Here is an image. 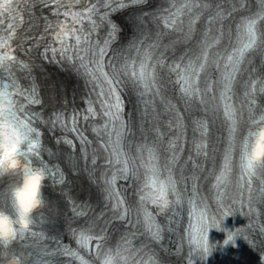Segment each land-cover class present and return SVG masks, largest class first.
<instances>
[{
    "label": "snow or ice",
    "instance_id": "snow-or-ice-1",
    "mask_svg": "<svg viewBox=\"0 0 264 264\" xmlns=\"http://www.w3.org/2000/svg\"><path fill=\"white\" fill-rule=\"evenodd\" d=\"M146 3L0 0V141L13 143V153L23 158L25 176L33 172L43 175V184L37 185L43 193L46 181L63 184L65 177L58 165L44 159L39 125L55 128L59 124L76 133L87 160L85 146L94 142L79 131L78 123L99 118L103 122L92 128L98 147L93 149L91 164L98 166V154L104 161L98 179L111 212V218L100 226L105 213L89 220L83 210L88 206L74 205L73 213L84 219L70 228L76 244L72 248L63 243L60 234L48 238L43 231L34 230L45 224L42 214L35 218L44 206L43 198L38 207L32 204L25 209H36L31 220L22 215L17 231L0 236L4 249L0 264L9 258L11 264H63L61 257L67 264H162L149 243L136 246L134 242L145 237L170 251L162 242L166 234L180 232L185 212L187 227L179 241L188 246L186 264L206 260L216 243H221L210 242V229L226 233L223 245L236 246V238L242 237L264 264V167L256 168L250 153L253 138L264 134V107L258 104V98H264V0H159L151 12L143 11ZM38 7L55 21L37 17ZM130 9H139L135 19L140 24V38L117 48L121 28L112 16ZM237 16L240 20L233 40L229 22ZM38 20L43 21L42 31ZM176 33H182L183 42L191 47L179 57H170L168 52L177 43L170 37ZM33 53L42 60L55 61L59 56L71 62L92 85L95 99L85 101L83 114L76 109L71 115L56 111L44 120L42 113L33 110L43 104L37 86L34 81L22 86L16 72L31 74ZM22 54L28 59H21ZM253 57L260 59L259 69L253 65ZM126 89L143 105L142 109L137 105L146 125L139 137L132 130L135 124L124 119ZM173 99L182 102L185 113L202 108L206 117L192 121L194 133L200 135L193 141L194 155L190 153L183 162L180 140L185 135L186 116ZM165 112L171 116L167 125L159 119ZM149 115L153 117L150 126ZM216 121L227 130L218 169V150L210 133V123ZM64 143L75 147L70 139ZM209 160L213 167L205 176L204 163ZM209 177L214 183L209 187L211 195L206 196L199 182ZM129 182L131 196L124 187ZM237 213L246 223L233 229L224 227L225 218ZM115 222L123 231L109 247V226ZM49 239L54 248L45 242ZM27 240L34 243H23ZM17 241L21 242L19 249L13 250Z\"/></svg>",
    "mask_w": 264,
    "mask_h": 264
},
{
    "label": "clouds",
    "instance_id": "clouds-1",
    "mask_svg": "<svg viewBox=\"0 0 264 264\" xmlns=\"http://www.w3.org/2000/svg\"><path fill=\"white\" fill-rule=\"evenodd\" d=\"M13 148V143L0 141V177H13L11 182L0 190V236L17 231L22 215L31 220L36 209L33 208L32 212H25V209L38 201L43 202V193L37 187L38 184H43V175L33 172L25 176L23 158L14 154ZM250 153L254 166L264 167V134L253 138Z\"/></svg>",
    "mask_w": 264,
    "mask_h": 264
}]
</instances>
